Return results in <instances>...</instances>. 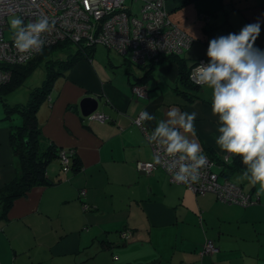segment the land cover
Listing matches in <instances>:
<instances>
[{
    "label": "crops",
    "instance_id": "obj_1",
    "mask_svg": "<svg viewBox=\"0 0 264 264\" xmlns=\"http://www.w3.org/2000/svg\"><path fill=\"white\" fill-rule=\"evenodd\" d=\"M165 8L170 22L193 40L180 56L189 69L198 60L207 62L210 39L238 32L260 17L264 0H166ZM202 14L208 22L199 19ZM256 46L264 49V23ZM76 51L73 47L71 54ZM112 51L97 45L89 60L75 62L55 79L39 107L41 135L73 153L79 170L63 171L59 160L51 161L46 174L57 183L32 189L0 217V264H264V188L259 184L249 183L245 190V182L237 180L240 173L230 174V181L258 196L257 204L243 208L221 203L211 193L194 194L171 183L162 170L146 175L136 169L138 162L153 159L132 123L142 110L156 117L147 121L151 132L171 107L197 112L193 138L205 154L222 159L211 90L199 86L184 95L176 61L164 58L140 68ZM137 82L147 98L133 93ZM87 97L97 100L104 122L82 116L79 104ZM11 126L0 118V190L19 172ZM207 240L217 251L201 256Z\"/></svg>",
    "mask_w": 264,
    "mask_h": 264
},
{
    "label": "clouds",
    "instance_id": "obj_2",
    "mask_svg": "<svg viewBox=\"0 0 264 264\" xmlns=\"http://www.w3.org/2000/svg\"><path fill=\"white\" fill-rule=\"evenodd\" d=\"M264 13L238 32L218 35L208 42L207 62L192 68L190 79L210 89L212 115L217 117L215 143L221 152L238 156L244 170L240 182L264 188V49L256 46ZM14 47L20 54L43 52L44 34L54 28L47 16L25 23L15 16L9 20ZM197 112L171 107L147 137L164 153L167 171L177 184L199 182L208 159L196 139ZM156 117L142 110L136 119L141 126ZM161 163V156L155 157Z\"/></svg>",
    "mask_w": 264,
    "mask_h": 264
},
{
    "label": "built area",
    "instance_id": "obj_3",
    "mask_svg": "<svg viewBox=\"0 0 264 264\" xmlns=\"http://www.w3.org/2000/svg\"><path fill=\"white\" fill-rule=\"evenodd\" d=\"M0 0V87L11 80V68L28 63L36 53L20 54L14 47L12 39H6L4 32L7 18L18 15L25 23L34 21L40 16H47L54 22L51 32L44 34L46 44L44 48L54 46L60 42L69 41L79 46H103L115 50L122 56H128L136 66H145L149 62H159L162 57L181 55L187 50L192 38L183 30L173 25L168 19L165 8L166 0ZM140 3L139 12H134L133 4ZM199 19L208 22L209 17L200 15ZM43 48V49H44ZM81 48V47H79ZM205 60H198L190 65L189 80L192 68ZM206 62V61H205ZM133 93L138 98H147L144 85L132 86ZM139 114L137 115V117ZM135 125L143 133L146 141L151 134L147 121L141 126ZM88 121L104 122L107 117L94 112L86 117ZM148 143V141H147ZM149 144V143H148ZM153 159L150 162H138L136 169L146 175L156 170H162L173 184H177L167 171L164 163V153L160 148L149 144ZM60 160L63 167L69 164L71 152L61 151ZM162 158L156 163L155 157ZM234 155L225 153L222 162L229 164ZM208 159V166L200 171V180L192 184L183 185L197 195L213 194L218 201L227 205L248 207L258 201L255 194L244 192L243 189L230 180L219 182V173L215 161ZM66 170V168H65ZM81 196L85 194L80 192ZM88 206L83 205V210ZM128 236V232L122 234ZM217 247L212 240H207L200 255H212Z\"/></svg>",
    "mask_w": 264,
    "mask_h": 264
},
{
    "label": "trees",
    "instance_id": "obj_4",
    "mask_svg": "<svg viewBox=\"0 0 264 264\" xmlns=\"http://www.w3.org/2000/svg\"><path fill=\"white\" fill-rule=\"evenodd\" d=\"M73 47H76L78 51L71 54V49ZM95 47L96 46H79L67 41L44 48L42 53H36L28 63L12 67L11 80L0 87V101L3 102L5 113L4 119L11 121L14 114H20L22 117V123L20 125H12L10 127V143L13 153L19 162V172L0 190V203L2 206L0 217L5 216L6 211L15 200L26 196L32 189L48 187L57 183L50 179L46 174V168L51 161L56 159L59 160L61 170L63 171L72 170L75 172L79 170V164L73 153L71 155L73 156L72 162L70 160L67 167L62 166L59 155L61 148L54 143L49 142L41 135L38 126L37 113L41 104L48 99L55 79L58 76L63 75L64 71L72 67L75 62L83 59L89 60ZM58 54H67V56L61 58ZM180 56L181 55L164 56L161 60L167 58L178 63L179 82L182 86L183 94L193 95V91L196 90L198 86H195L190 82V67L189 69L185 68L186 66L180 59ZM128 60L130 59L128 58ZM41 62L44 63L46 69V78L41 86L34 87L30 91L29 98L25 104H16L14 106L7 105L5 102L7 93L11 92V90L21 84L26 79L30 70ZM150 64H153V62H149L145 66H140V68L146 67ZM135 84L140 85L142 83L137 82L133 85ZM206 156L220 166L221 171L219 175H222L221 177L223 180H230L231 173H241L245 167L238 156H233L229 164H224L221 159L214 158L208 154H206Z\"/></svg>",
    "mask_w": 264,
    "mask_h": 264
},
{
    "label": "rangeland",
    "instance_id": "obj_5",
    "mask_svg": "<svg viewBox=\"0 0 264 264\" xmlns=\"http://www.w3.org/2000/svg\"><path fill=\"white\" fill-rule=\"evenodd\" d=\"M128 3L130 4L129 0H128ZM140 7H141V4L138 2L133 4L134 12L136 13L139 12ZM15 16H18V15H11L10 17L7 18V26L4 32V37L7 40L12 39V32L10 29L9 20ZM112 54L121 60L122 55L119 54L117 51L113 50ZM127 58L129 57L127 56ZM45 78H46V69L44 67V63L41 62L40 64L35 65L30 70L26 79L21 84L16 86V88L11 90V92L7 93V96L5 97L6 104L9 106H14L15 103L25 104L29 98L30 91L34 87L41 86ZM3 117H5L4 107H3V102L0 101V118H3ZM12 117H13L12 120L9 121L11 125L16 126L22 123V117L20 114H14ZM244 186H245V190H247L250 187L248 182H245Z\"/></svg>",
    "mask_w": 264,
    "mask_h": 264
},
{
    "label": "water",
    "instance_id": "obj_6",
    "mask_svg": "<svg viewBox=\"0 0 264 264\" xmlns=\"http://www.w3.org/2000/svg\"><path fill=\"white\" fill-rule=\"evenodd\" d=\"M79 105L82 116L87 117L97 111L98 102L93 97H87L81 100Z\"/></svg>",
    "mask_w": 264,
    "mask_h": 264
}]
</instances>
